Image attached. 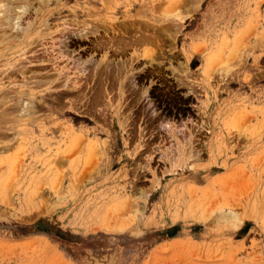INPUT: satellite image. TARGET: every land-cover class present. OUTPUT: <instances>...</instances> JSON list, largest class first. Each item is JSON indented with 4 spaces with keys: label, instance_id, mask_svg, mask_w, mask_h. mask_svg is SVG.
Returning <instances> with one entry per match:
<instances>
[{
    "label": "rangeland",
    "instance_id": "1",
    "mask_svg": "<svg viewBox=\"0 0 264 264\" xmlns=\"http://www.w3.org/2000/svg\"><path fill=\"white\" fill-rule=\"evenodd\" d=\"M37 4L0 27V264H264V0Z\"/></svg>",
    "mask_w": 264,
    "mask_h": 264
},
{
    "label": "bare ground",
    "instance_id": "2",
    "mask_svg": "<svg viewBox=\"0 0 264 264\" xmlns=\"http://www.w3.org/2000/svg\"><path fill=\"white\" fill-rule=\"evenodd\" d=\"M38 2V7H40L39 9H41V7H43V6H45V5H47L51 0H0V27H8V29L10 30V31H16L17 33L18 32H24L25 31V29L26 28H28V27H30L29 25H27V26H24V24H22L21 23V20H22V17L24 18V16L23 15H25L26 14V12H27V10H28V8H29V4L31 3V2ZM62 1V0H61ZM182 1V0H181ZM74 2V1H73ZM191 2V1H190ZM193 2H196V0L194 1L193 0ZM195 4V3H194ZM33 5V4H32ZM32 5H31V7H32ZM34 7V6H33ZM32 7V8H33ZM34 9V8H33ZM32 10H30V12H31ZM30 12H28V13H30ZM157 12V11H156ZM176 12V11H175ZM169 13V12H168ZM167 12H166V14H164V15H166L167 17H168V15L170 16V15H172V16H174L176 19H179L178 17L179 16H177L178 15V13H177V15H175V14H168ZM168 14V15H167ZM180 14V13H179ZM181 15V14H180ZM177 16V17H176ZM29 17V16H28ZM162 17V16H161ZM166 17V18H167ZM62 18V17H61ZM168 18H171V17H168ZM167 18V19H168ZM173 18V17H172ZM171 18V19H172ZM46 19V18H45ZM128 19V18H127ZM27 20V19H26ZM67 21V20H66ZM167 21H169V20H167ZM172 21V23L174 22V20L172 19V20H170V22ZM180 21V20H179ZM141 22V21H140ZM164 22V21H163ZM41 22H39V24H40ZM62 23V22H61ZM42 25H39L40 27H42L43 28V26H44V28H47L48 27V25H47V23L46 22H43V23H41ZM167 24V23H166ZM61 26H65V24L64 25H62V24H60ZM115 25V24H114ZM176 24H175V22H174V26H175ZM178 26V25H177ZM156 27H157V25H156ZM174 28V27H173ZM37 29H38V27H37ZM48 29V28H47ZM164 29V28H163ZM175 29V28H174ZM9 30H5L6 32H8ZM35 30V29H34ZM47 31V30H46ZM175 32V31H174ZM46 33V32H45ZM166 33V32H165ZM170 33V32H169ZM173 33V32H172ZM9 34V33H8ZM21 34V33H20ZM1 35V34H0ZM12 35V34H11ZM17 36H18V34H16ZM89 35V34H88ZM10 36V35H9ZM20 36V35H19ZM16 38V37H15ZM167 38H168V36H167ZM1 39V38H0ZM6 39V38H5ZM171 39V38H170ZM133 40V39H132ZM32 43V42H31ZM143 44V43H142ZM49 45V44H48ZM114 46V45H113ZM119 46V45H118ZM120 47V46H119ZM120 52V51H119ZM161 54V53H160ZM151 60V59H150ZM98 64V63H97ZM101 64V63H100ZM124 65V64H123ZM101 66V65H100ZM123 67V66H122ZM128 67V66H127ZM131 66H129V68H130ZM104 69V68H103ZM124 69V68H123ZM126 70V69H125ZM124 70V71H125ZM136 71V70H135ZM131 72H129V74H130ZM116 74V73H115ZM39 76V75H38ZM104 76V75H103ZM131 76V75H130ZM87 77V76H86ZM85 77V78H86ZM37 81V80H36ZM42 84V83H41ZM61 85V84H60ZM74 85V84H73ZM76 85V84H75ZM63 86V85H62ZM65 86H67V85H65ZM64 86V87H65ZM77 87V86H76ZM123 89V88H122ZM120 90V89H119ZM145 90V89H144ZM122 92V91H121ZM140 95H141V93H140ZM69 99V98H68ZM105 99V98H104ZM23 103V102H22ZM21 103V104H22ZM28 102L26 103V104H23V108L25 109L26 107H28ZM73 104V103H72ZM104 104V103H103ZM112 104V103H111ZM22 108V109H23ZM105 108H106V106H105ZM19 109V108H18ZM59 111V110H58ZM115 113H117V112H115ZM111 116H110V118H111V124L113 125L114 124V117H117V116H115L114 115V112H112L111 114H110ZM117 115V114H116ZM154 117V116H153ZM155 118H157V116L155 117ZM159 118V117H158ZM105 119V118H104ZM118 120V119H117ZM123 122V121H122ZM144 122V121H143ZM151 122H154V121H151ZM98 124V123H97ZM120 125V124H119ZM139 128H141V127H139ZM143 128H145V127H143ZM142 128V129H143ZM176 129V128H175ZM144 130V129H143ZM139 131V130H138ZM142 131V130H141ZM148 131V130H147ZM176 131V130H175ZM152 132V131H151ZM169 132V131H168ZM178 132V131H177ZM125 133V132H124ZM144 134V133H143ZM143 134H141V135H143ZM148 134V136H149V133H147ZM145 135V134H144ZM172 135V134H171ZM150 136H153V134H151ZM149 138V137H148ZM150 139V138H149ZM80 140V139H79ZM138 141H139V139H138ZM189 142V141H188ZM142 144V143H141ZM192 145V144H191ZM102 167V166H101Z\"/></svg>",
    "mask_w": 264,
    "mask_h": 264
}]
</instances>
